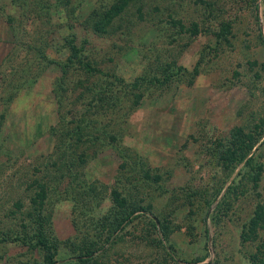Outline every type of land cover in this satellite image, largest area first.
<instances>
[{"label":"rangeland","instance_id":"rangeland-1","mask_svg":"<svg viewBox=\"0 0 264 264\" xmlns=\"http://www.w3.org/2000/svg\"><path fill=\"white\" fill-rule=\"evenodd\" d=\"M111 1L70 0L63 10L51 12L48 22L45 16L27 17L13 29L6 17L16 16L19 9L11 0H0V264L43 262L27 238L14 236L22 234V223L28 221L25 211L32 207L29 197L35 188L29 185L31 179L39 178L47 186L42 214L48 233L59 244L54 264H75L67 241L77 243L82 231L104 238V230L94 229L95 220L112 203L111 186L129 184L130 180H124L129 164L133 165L131 175H138L139 167L161 175L157 182L140 187L138 195L143 196V204H151L145 215L156 213L168 220L167 238L139 215L117 232L111 244L108 240L93 252L95 264H250L247 254L256 240L240 242L239 232L255 201H264V133L253 148L255 160L263 164L255 188L243 177L242 162L233 170L223 169L209 155L207 145L224 140L236 126L246 130L264 117V0H145L141 18L137 4H129L121 13L123 21L115 19L110 33L96 34L85 27L83 21L92 7ZM66 16L76 19L75 42L81 44L83 54L103 71L121 76L127 90L118 91L121 107L99 109L98 116L86 112L92 124L80 138L96 139L95 145L78 142L76 151L84 150L86 156L75 162L77 178L68 170L58 177L50 164L62 152L67 154L72 149L68 140L77 137V130H70L74 117L67 112L81 88L73 84L84 75L75 64L62 75L56 61L67 55L59 50L64 29L57 24ZM171 20L184 27L194 21L199 28L190 33ZM226 20L230 24L227 40L215 39L213 31ZM40 35L52 44L46 48L51 60L21 47L20 37L27 42ZM164 62L171 63L167 82L149 89L144 84L130 85ZM177 64L184 70H177ZM194 65L197 72L192 75ZM155 73L160 75L158 70ZM95 76L103 77L94 73L88 78ZM117 86L113 84L114 92ZM137 90L143 94L131 106L130 91ZM86 98L74 104L83 109ZM105 133L115 139L99 149ZM113 144L124 151L126 167ZM72 151L76 154L75 148ZM71 179L84 182L86 192L71 190ZM224 179L209 204L190 192L210 190ZM229 183L236 185L235 192L226 191ZM17 202H21L19 208ZM217 204H222L220 211ZM144 232H149L148 239L160 237L162 245L153 239L147 242Z\"/></svg>","mask_w":264,"mask_h":264},{"label":"trees","instance_id":"trees-1","mask_svg":"<svg viewBox=\"0 0 264 264\" xmlns=\"http://www.w3.org/2000/svg\"><path fill=\"white\" fill-rule=\"evenodd\" d=\"M14 3L19 11L16 16L7 15L6 20L9 23H12V27L17 28L21 24V20L23 18L31 17L37 19L38 17L45 16L46 19L50 17L51 12L56 10H63L69 3L70 0H11ZM137 4L136 8L139 11V17L141 18L140 8L145 3V0H112L107 5H98L92 7L86 19H84L85 27L89 28L92 32L96 34H106L110 33L113 30L114 20L119 19L122 22L121 13L126 10L129 4ZM59 21L60 29H64V32L61 33V49L66 51V56L64 60H56L60 66V71L63 73L66 72L67 68L70 64H75L76 67L82 69L84 75L82 79L77 80L73 86H80V90L76 93L74 99H71V104L69 106L67 114L72 115L75 120V124L73 125V129L77 130V137L75 140H68V143L71 145V148H75V153L72 149L67 150L68 153L64 154L62 152L61 158L56 160L53 159L50 161L54 170L57 171V176L62 177L65 175V171L71 173L73 178H77V172L75 168V162H80L86 156V152L84 150L76 151L79 147L78 142L82 143L84 141H89L92 144L96 139L95 136H88L84 139H81L80 136L84 135L83 131L87 128H91L92 117H89L86 112L90 111L93 116H98L99 109L101 111L106 112L109 108H114L115 106L121 107L120 104V94L118 91L121 89L122 92H126L123 84V78L112 71H103L98 67L96 61L88 58L82 52V46L77 45L75 42V32L73 27L76 22L75 17L72 16L70 20L68 16L65 18H61ZM45 21H49L45 20ZM173 23H177L181 29L185 28V30L190 31V33H196L198 30L197 23L192 21L190 23L191 27H184V25L178 20H171ZM120 23L116 24L119 26ZM230 32V24L229 21H221L219 23V27L217 30L213 31L215 39H226V35ZM35 41H23L20 37L19 42L21 43V47L31 48L32 51L35 52L36 56L46 58V60H51L47 57L46 48L52 46L48 40L39 36L34 39ZM36 42V43H35ZM264 43V41H263ZM55 47V46H54ZM54 60V59H53ZM175 63V62H173ZM170 62H164L161 65L156 67L160 75H157L154 72H146L142 73L140 76L136 77L130 82L132 87L138 84H144L147 86V89L151 87V85H160L164 82H167L170 79V75L172 71H169L168 67L170 66ZM264 66V63H262ZM177 70H184L183 67L179 64L176 66ZM197 72V67L194 65L190 73L194 75ZM94 73H98L101 75L102 79L94 78L93 80H89L88 76L93 75ZM106 76V78H104ZM62 78L59 79L61 81ZM117 83L116 91H113V84ZM128 86V85H126ZM58 88L60 90H64L65 88L61 86V83L58 84ZM87 92V93H85ZM132 98L130 99V105H135L140 99L142 90L130 91ZM83 97H87L88 100L85 105L82 104L83 109L77 107L74 103L77 99ZM72 100H74L72 102ZM80 103V102H79ZM100 111V112H101ZM124 114V109L122 110ZM91 116V115H90ZM72 132V131H71ZM264 133V117H260L258 122L254 123L250 128L244 130L241 126L234 127L227 138L224 140L215 139L211 144L207 145V151L210 156H212L216 162L221 165L223 169L233 170L235 166L242 162V165L245 167V172L243 177L247 178L250 181V185L255 188L258 186V181L260 179V174L263 168V164L259 161H256L253 154V148H256V144L260 140V136ZM115 139V135L110 133H105L102 136L100 142L99 149L104 148V144H111ZM98 140V139H97ZM63 141V135L61 137L60 142ZM103 144V147L101 145ZM58 146V144H57ZM114 148V151L122 158L121 165L126 164L129 161L125 160L124 151L119 149L117 145H111ZM87 147H90L88 145ZM97 149V146L94 147L93 151ZM65 155V157H64ZM141 162V161H138ZM133 169V165L129 164L128 173L125 175L124 180H130L129 184L120 188L116 185L111 186L110 188V198L111 205L107 212L100 215L96 218L95 222L97 225H94V229H102L106 232L104 238H101L100 233H90L87 231L80 232L78 238V242L67 241L68 244V252L72 254L74 257L75 264H95L96 260H94L93 252L98 250V248L102 247V244L107 242L108 245L114 240L117 232L124 228L126 225L132 223L134 219L139 217V215H143L145 219V223L150 226L154 232L159 231L163 238L166 239V235L168 233V220L162 219L158 214L152 215L149 217L145 215V210H151V204L149 202L143 204V196L138 195L140 187L142 188L144 185L150 186L149 182H157L160 180L161 175L159 173L150 174L148 169L145 168H137L138 175H131V171ZM135 170V171H136ZM132 177V178H131ZM131 178V179H130ZM224 180H221L219 183H215V185L209 190L206 188L203 189H191L190 192L194 195L199 194L202 197V202L209 204L211 200H213L216 195L219 193ZM232 179L231 182H233ZM84 182L81 180H70V189H77L76 192L81 194L82 192H86L83 186ZM29 185H34L33 195H30L29 201L32 207L25 211V217H27V222L22 223L21 231L22 234L14 235L15 238L28 239V244L33 247H36L40 254L42 255V264H54L56 261V255L59 248V244L57 238L48 233L45 227V215L42 214V208L44 204V199L47 196V186L45 181H41L39 178L31 179ZM88 190L90 192L93 191V187L91 183H88ZM236 185H232L229 183L226 187V191L234 189ZM74 189V190H75ZM210 191V192H209ZM209 192V193H208ZM207 193L209 196H207ZM225 193V192H224ZM258 194V193H256ZM188 195V194H187ZM210 197V199H209ZM189 197H187L188 199ZM188 201V200H187ZM224 204V203H222ZM221 204V205H222ZM220 204H217L216 210L218 207H221ZM21 206V202L16 203V207L19 208ZM220 211V210H218ZM152 212V211H151ZM97 226V227H96ZM158 226V230L157 229ZM156 230V231H155ZM149 232H144L143 237L152 241V238L148 239ZM113 235V236H112ZM20 236V237H19ZM3 238V236H2ZM21 239L22 241H24ZM240 242H244L245 240H256L255 248L253 251L247 254L248 260L250 264H264V201L256 200L254 206L252 208L251 214L246 223H244L239 232ZM26 240V239H25ZM159 245H162V241L160 237H156L153 239ZM170 246V245H169ZM105 248V247H104ZM102 248V250H105ZM71 264V263H67Z\"/></svg>","mask_w":264,"mask_h":264}]
</instances>
